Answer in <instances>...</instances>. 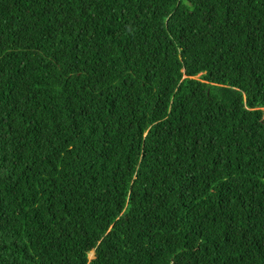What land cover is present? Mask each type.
Listing matches in <instances>:
<instances>
[{"label": "trees", "instance_id": "1", "mask_svg": "<svg viewBox=\"0 0 264 264\" xmlns=\"http://www.w3.org/2000/svg\"><path fill=\"white\" fill-rule=\"evenodd\" d=\"M263 110L264 0H0V264H264Z\"/></svg>", "mask_w": 264, "mask_h": 264}, {"label": "rangeland", "instance_id": "2", "mask_svg": "<svg viewBox=\"0 0 264 264\" xmlns=\"http://www.w3.org/2000/svg\"><path fill=\"white\" fill-rule=\"evenodd\" d=\"M244 71H248V69H246V68H245V69H244ZM218 75L220 76V74H219V73H217V74H216V72H214V73H213V75H211V76H212V77H214V76L218 77ZM221 77H222V75H221ZM196 78H198V76H196ZM230 79H231V81H232L233 83H237V80H236V78H235V77H233V78H230ZM234 85H235V84H234ZM205 88H206V87L204 86V87L202 88V91H204V90H205ZM261 116H262V118H261V119H262V120H264V110H263V112H262V115H261ZM101 242H102V241H100V242H99V244H100ZM100 245H101V244H100ZM93 252H94V251H93ZM93 252H90V253H89V255H88V256H89V258H92Z\"/></svg>", "mask_w": 264, "mask_h": 264}]
</instances>
